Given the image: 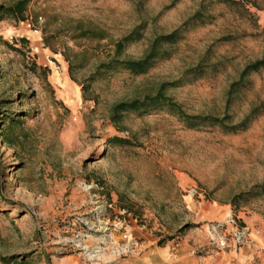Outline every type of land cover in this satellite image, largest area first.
I'll return each mask as SVG.
<instances>
[{
    "label": "rangeland",
    "instance_id": "1",
    "mask_svg": "<svg viewBox=\"0 0 264 264\" xmlns=\"http://www.w3.org/2000/svg\"><path fill=\"white\" fill-rule=\"evenodd\" d=\"M18 1L0 0V264H131L150 241L210 243L205 227L229 220L264 238V195L240 198L264 186V112L235 134L162 107L111 121L164 84L186 114L222 117L229 86L263 54L264 0H28L24 20L4 16ZM198 11L204 23L165 47L169 59L91 79L112 41L136 31L120 59L139 60ZM78 22L107 39L78 37ZM217 60L218 73L187 74ZM249 81L234 123L264 103V69Z\"/></svg>",
    "mask_w": 264,
    "mask_h": 264
},
{
    "label": "trees",
    "instance_id": "2",
    "mask_svg": "<svg viewBox=\"0 0 264 264\" xmlns=\"http://www.w3.org/2000/svg\"><path fill=\"white\" fill-rule=\"evenodd\" d=\"M28 4V0L18 1L15 5L4 9L3 15L9 17H17L22 21L24 20V12L26 11V7ZM203 15L200 11L196 12L192 18L187 20L180 28L173 31L167 35H161L151 42L149 48L145 52L144 56L139 60H129V59H120L123 55L125 48L131 44L132 42L138 40V36L135 37L136 31L118 41H112V49L107 53L106 61L101 63L91 79L103 77L106 74H111L115 72H129L134 75H142L146 73L150 68H152L156 62L161 60H167L171 56V52L169 49H165L166 46H172L176 44L178 41L182 39V33L187 30V27L191 22H193L192 26L197 23L203 24ZM78 37L84 38L87 40H96L103 41L107 39L106 34L103 31H98L93 29L90 26H84L81 22L77 23L76 26ZM261 40L264 47V26L261 30ZM66 61L69 64V69L72 70L73 64L70 59L66 58ZM222 65L221 60L214 61L206 67L202 65L197 66L194 69L188 71L187 74H193L195 77H201L205 75L207 69H210L214 73L220 72V66ZM85 65L81 64L78 68H83ZM264 69V51L262 56L259 59L247 64L244 69L240 72V75L236 81H234L230 86L227 92V98L225 103V110L222 117H215L211 115H188L186 114L182 108L175 103L171 98L166 97L164 91L166 89V84L162 85L158 90L157 94L153 97L147 96L142 100H133L131 102H122L115 105L112 109L111 121L114 125H117L121 122L124 114L146 111L150 109H154L157 107L165 108L171 115L175 116L179 121L183 122L186 127L190 129L199 128L202 126L216 127L220 128L222 131L226 133H237L245 131L249 128V126L264 112V103H259L255 106H252L249 112L238 122L234 123L232 115L229 113L230 106L232 104V100L237 94L240 92L242 88H245L249 83V77ZM34 73H37L36 69L31 68ZM175 85L177 83H171L170 85ZM109 144L111 145H119L124 146L127 145L128 142L125 139L120 137H112L109 139ZM257 195H264V186H255L245 195H241L240 198L243 197H254ZM122 209H125L122 207ZM126 210V209H125ZM128 211V210H127ZM129 212V211H128ZM162 243H159V246ZM3 262H6V259H1Z\"/></svg>",
    "mask_w": 264,
    "mask_h": 264
},
{
    "label": "crops",
    "instance_id": "3",
    "mask_svg": "<svg viewBox=\"0 0 264 264\" xmlns=\"http://www.w3.org/2000/svg\"><path fill=\"white\" fill-rule=\"evenodd\" d=\"M217 212L211 216L221 219L224 214ZM131 264H264V238L253 235L250 246L228 249L212 245L204 234L183 236L160 246L150 241L144 246L142 256Z\"/></svg>",
    "mask_w": 264,
    "mask_h": 264
},
{
    "label": "built area",
    "instance_id": "4",
    "mask_svg": "<svg viewBox=\"0 0 264 264\" xmlns=\"http://www.w3.org/2000/svg\"><path fill=\"white\" fill-rule=\"evenodd\" d=\"M190 194L193 195V191ZM229 223H232L230 229L223 227L224 224L205 227L210 243L220 249H228L232 246H250L252 243L250 230L247 227L235 226L232 220H229Z\"/></svg>",
    "mask_w": 264,
    "mask_h": 264
}]
</instances>
